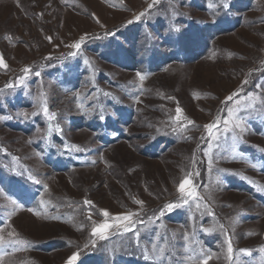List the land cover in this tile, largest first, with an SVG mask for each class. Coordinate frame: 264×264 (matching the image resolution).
Instances as JSON below:
<instances>
[{"label":"rangeland","instance_id":"374dc122","mask_svg":"<svg viewBox=\"0 0 264 264\" xmlns=\"http://www.w3.org/2000/svg\"><path fill=\"white\" fill-rule=\"evenodd\" d=\"M151 2L0 0V235L24 242L0 264H189L186 247L264 264V0H159L135 20ZM105 210L139 213L133 230L93 237Z\"/></svg>","mask_w":264,"mask_h":264},{"label":"snow or ice","instance_id":"6c2138e0","mask_svg":"<svg viewBox=\"0 0 264 264\" xmlns=\"http://www.w3.org/2000/svg\"><path fill=\"white\" fill-rule=\"evenodd\" d=\"M159 2V0H152V2L148 5V9L144 12L139 13V15L135 16V20H139L140 17L145 16L157 3ZM133 21H129L128 23H132ZM84 37L81 38V42L83 41ZM80 43H75L73 45H70V47L75 48V49H79L80 48ZM0 67H4L6 68L7 65L4 63L3 57L0 56ZM30 69L25 67L23 69V72L25 74V77L30 73ZM37 75H39V73H37ZM137 76L139 77V79L141 81L144 80V76L141 75L140 73H137ZM25 77H21V81L23 82ZM244 83H247V80L244 81ZM8 87H13V85L9 84ZM239 92H235L231 95H229L228 97H226V100L223 103H227L229 101L233 100L234 96H238ZM42 111L44 113V115L49 119V120H55L56 116L55 113H50L49 109L47 108L46 105L43 106ZM177 116L176 119L179 120L180 119V114L182 112V110L180 108H177ZM35 114V113H33ZM20 115H23L25 118L28 117V113H21ZM103 118V117H101ZM0 119H3L2 117H0ZM233 121H235L233 123ZM221 120L218 117L216 121H214L213 123H209L206 124L205 130L208 134L209 137H211L212 139H216V133L219 131V124H220ZM223 124L225 125V131H234L236 129L239 130V133H243L244 132V128H243V121L241 119H239V117H237L233 111L232 108L228 109V119H225L222 121ZM188 123H194L193 121H188ZM232 124V128L227 127L229 124ZM49 131H51V129H49ZM57 131H60L59 128H57ZM236 138H239V136H237ZM78 150V149H77ZM211 165V161L209 162ZM253 167H255V165H252ZM191 175V174H189ZM31 179V177H30ZM35 183H39V181L34 180ZM191 184V180L188 179L187 177L182 179L180 184L178 185V192L181 193V198L183 199V203L187 204L188 200L184 199L185 196V189L186 186H189ZM2 194V193H0ZM187 196L192 197L194 199L197 198V193L196 190L194 188V186L192 187V190L186 193ZM4 199H6L8 201V204L13 206V210L10 212H7V217L10 219V217L12 215L15 214L16 209H18L20 207V205L18 204V202L14 199H12L11 197L8 196H4ZM199 199H203V197H200ZM134 203L139 204V205H143L142 201L139 200H135ZM85 204L87 205H91L92 202L86 200ZM181 204L180 203H169L167 205L164 206V210L167 211H171L172 209L176 208V207H180ZM199 207V205H197ZM0 207H7V205L4 206H0ZM164 210H162L160 212V215L162 216L164 214ZM29 211H32V209H29ZM103 215V217H105L104 221L101 223H96L95 221H92V231H91V235L93 237H99V239L101 240H107L108 239V232L109 229L116 227V228H120L123 227V230L125 232L128 231H132L133 230V225L135 224V221L133 220L134 216H138L139 213H133V212H129L126 215H120V216H115L112 217L110 215V213L108 211H102L101 213ZM209 215H214V213H212L210 210L208 212ZM91 217H89L90 219ZM109 219H111L113 221V223H109ZM221 227H223L221 225ZM4 231V229L0 228V233H2ZM209 231V230H206ZM16 235V233L13 231L8 232V236H14ZM184 239L187 241L189 239V237L187 235H185ZM24 243L23 241L20 240H6L4 238L3 235H0V262L3 261V258L5 255H8L7 252L4 251V248L6 245L8 244H21ZM93 246H95V241H92ZM87 246V245H86ZM155 251V248H154ZM160 252H163L164 249H159ZM185 251L189 253L188 256V260H189V264H208V261L211 260L213 258V254H209V253H205L203 250H201L199 253H194L193 249H190L188 247L185 248ZM242 252H244L245 254H249L248 250H241ZM227 253H228V259L231 260L232 259V253H233V248H232V244L231 241L228 240L227 241ZM149 256L147 254V252L145 253V259H148ZM78 259V253H74L71 257H69V259L66 261V264H75L76 260Z\"/></svg>","mask_w":264,"mask_h":264}]
</instances>
